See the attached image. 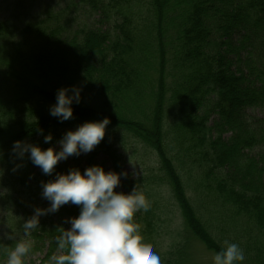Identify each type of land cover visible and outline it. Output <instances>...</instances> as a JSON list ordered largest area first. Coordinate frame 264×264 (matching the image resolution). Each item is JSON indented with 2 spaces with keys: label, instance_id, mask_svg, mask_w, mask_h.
<instances>
[{
  "label": "trees",
  "instance_id": "trees-1",
  "mask_svg": "<svg viewBox=\"0 0 264 264\" xmlns=\"http://www.w3.org/2000/svg\"><path fill=\"white\" fill-rule=\"evenodd\" d=\"M26 2L14 5L29 7L24 17L0 22V222L13 236L0 238V264L20 240L31 245L25 263L45 250L41 264L65 254L56 238L81 210L64 205L26 237L24 222L50 207L41 183L55 173L19 159L14 143L46 150L104 118L111 123L97 153L117 157L136 145L157 159L124 188L150 204L134 223L161 264L186 261L185 230L214 254L228 241L244 250L243 264H264V117L250 115L264 110V0H66L45 16ZM71 86L82 87V102L61 123L49 109ZM82 166L76 159L56 172ZM165 190L181 215L169 249Z\"/></svg>",
  "mask_w": 264,
  "mask_h": 264
},
{
  "label": "clouds",
  "instance_id": "clouds-1",
  "mask_svg": "<svg viewBox=\"0 0 264 264\" xmlns=\"http://www.w3.org/2000/svg\"><path fill=\"white\" fill-rule=\"evenodd\" d=\"M82 90L80 86L59 89L50 115L61 123L73 119V105L82 102ZM110 123L109 118L85 122L75 131L66 132L57 142L58 147L46 150L24 141L13 145V154L19 159L27 156L44 175L55 173L53 180L41 183L42 197L49 201L50 207L36 208L34 215L24 222L26 237L39 227L40 217L56 213L69 203L81 206L79 216L66 221L70 229L61 228V235L56 238L58 249L65 254H53L48 264H161L160 256L143 242L140 226L134 223L137 213L150 208L144 193L137 187L129 194L116 191L122 177L127 178V172L105 171L102 166H92L83 172L78 168L67 174L56 172L60 162L91 153L105 139ZM52 141L51 134L44 137L45 144ZM5 238L13 236L5 233ZM225 245L215 254L213 264H243L246 256L240 245L228 241ZM30 248L25 240L18 241L8 253L6 264H25Z\"/></svg>",
  "mask_w": 264,
  "mask_h": 264
},
{
  "label": "rangeland",
  "instance_id": "rangeland-1",
  "mask_svg": "<svg viewBox=\"0 0 264 264\" xmlns=\"http://www.w3.org/2000/svg\"><path fill=\"white\" fill-rule=\"evenodd\" d=\"M27 1H28L26 2L27 4H30V1L34 2L35 4V8L31 10L30 14L35 15L40 13L41 16L43 14L45 16L46 9L48 7L60 9L61 7L64 6V2L66 3V0H27ZM16 2L17 0H0V22L11 17L12 14H14L17 17L16 19L18 18L21 19L22 17H24V14L26 12L29 13V7L27 5L24 8H20L22 6L19 7L17 5L16 7H14ZM88 16L89 15L85 16L84 19H87L91 21L92 24L96 25L97 18L89 19ZM34 17L39 18L40 15H36ZM250 115L257 117L259 119L263 118L264 110L251 111ZM129 141L130 142H128L127 145L134 144L132 140ZM133 148L132 147L127 148V150H125L124 152L117 153V157H112L111 155H107L104 153H97L95 150H93L91 153H88L86 155H80L78 157L72 156L67 161H62L60 163L62 165L68 164L69 166H75L76 159L83 160L82 167L85 170L89 167H92V165L102 166L105 169V171H115L117 173L127 172L128 173L127 177L131 176L133 179H137L138 175L141 172L147 171L150 168H152L154 163L157 162V159L156 157L153 156L151 150L146 149V151H144L136 147V145H134ZM91 158L93 160L92 162H90ZM88 162H90L89 167H88ZM61 173L63 174V172ZM159 176H161V174H159ZM124 187H125V180L122 177L121 184L116 189V191L125 193L126 189ZM168 190H165L163 192L164 194L163 196L167 198L166 210L169 215V218L173 220V222L175 223V228L171 229L170 236L167 238V243H166L167 249H169L172 245H174V241L178 239L177 228L181 230V215L178 212V208L174 207V203L170 199L169 196L170 194L168 193L169 192ZM44 205L45 203H42V206ZM67 206H71V203L67 204ZM20 215L22 216V214ZM2 216L3 213L0 210V221H2L1 220ZM7 229H8V225L7 224L2 225L0 222V238H5V233L12 235V232L9 229L8 230ZM184 233H185L184 235H186L189 241L186 244V251H185L186 261L183 264H213V258L215 256L214 252L209 251L189 231L185 230ZM174 237L177 238L174 239ZM46 252L47 251L45 250L42 253H37L34 256L28 257L26 259L25 264H41V261L44 259Z\"/></svg>",
  "mask_w": 264,
  "mask_h": 264
}]
</instances>
